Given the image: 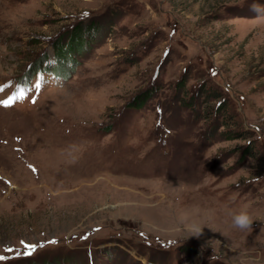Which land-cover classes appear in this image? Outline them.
Returning a JSON list of instances; mask_svg holds the SVG:
<instances>
[{
  "label": "rangeland",
  "instance_id": "1",
  "mask_svg": "<svg viewBox=\"0 0 264 264\" xmlns=\"http://www.w3.org/2000/svg\"><path fill=\"white\" fill-rule=\"evenodd\" d=\"M253 2L0 0V264H264ZM91 23L62 79L18 85ZM240 210L251 231L232 227ZM21 241L41 247L27 256Z\"/></svg>",
  "mask_w": 264,
  "mask_h": 264
},
{
  "label": "trees",
  "instance_id": "2",
  "mask_svg": "<svg viewBox=\"0 0 264 264\" xmlns=\"http://www.w3.org/2000/svg\"><path fill=\"white\" fill-rule=\"evenodd\" d=\"M95 26L96 25H94L93 23H91L90 25H85V26H83L81 24L77 28L74 27L72 29V32L68 35L67 43L65 41H63V39H60L54 48L55 49L54 55L56 58V66L52 70H48V72H52L53 75H55L56 77H59V78H61L63 76L62 72L64 74H66L67 68L65 67L64 63L62 64V62H67V64L72 67V65L74 64L73 63L74 61L71 59V57L73 55H75V53L77 51L79 52L81 49V46H79L78 43H80L81 45L84 43L87 44L86 39H87V36L89 35V33L86 34V31H89L90 28L94 29ZM73 30H75V32L79 31V30H83L84 32L82 31L83 32L82 36H84V37H82V36L78 37V36L74 35L75 33L73 32ZM75 40L78 43H76ZM67 57H68V59L66 60ZM48 60H49V57H48L47 53L42 54L40 57H38V59L34 63L30 64L26 68V72L20 76L21 77L20 80H25V81L31 80L32 76L34 74L46 70L43 66L46 62H48ZM200 92H201V89H200ZM204 92L206 93V98H205V101L203 103L207 104L209 101H211V99H215V101H218L215 105V110H216L215 114L216 115L222 114L223 112L221 110H223L222 105H223L224 100L221 99V95L215 91L214 92L204 91ZM136 105H138V103H136ZM210 107H212V106H210ZM210 112L212 113L213 109L210 108L208 113H210ZM225 122H226V124L229 122L227 115H226ZM235 134L236 133H232L231 136H233Z\"/></svg>",
  "mask_w": 264,
  "mask_h": 264
},
{
  "label": "clouds",
  "instance_id": "3",
  "mask_svg": "<svg viewBox=\"0 0 264 264\" xmlns=\"http://www.w3.org/2000/svg\"><path fill=\"white\" fill-rule=\"evenodd\" d=\"M250 11L256 13L258 18H264V5L253 2L250 5ZM254 218L247 210H240L233 213L231 217V224L233 228H236L242 232L251 231L253 229ZM204 225L200 222L192 221L186 225V231L195 237H199L202 234Z\"/></svg>",
  "mask_w": 264,
  "mask_h": 264
},
{
  "label": "snow or ice",
  "instance_id": "4",
  "mask_svg": "<svg viewBox=\"0 0 264 264\" xmlns=\"http://www.w3.org/2000/svg\"><path fill=\"white\" fill-rule=\"evenodd\" d=\"M37 88H39V85L36 86ZM23 91V90H22ZM16 99H19L18 97ZM6 105L11 104V101H6L5 102ZM21 244L24 246L25 252L24 254L27 256H31L33 254V252L38 248L41 247V245H35V244H27L24 241H21ZM9 251H11V249H9ZM0 260H3V257L0 256Z\"/></svg>",
  "mask_w": 264,
  "mask_h": 264
}]
</instances>
